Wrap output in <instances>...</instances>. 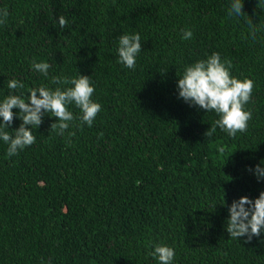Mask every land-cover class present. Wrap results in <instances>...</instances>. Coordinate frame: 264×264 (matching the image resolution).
Masks as SVG:
<instances>
[{"label": "trees", "instance_id": "1", "mask_svg": "<svg viewBox=\"0 0 264 264\" xmlns=\"http://www.w3.org/2000/svg\"><path fill=\"white\" fill-rule=\"evenodd\" d=\"M243 3L246 15L230 17V0H0V100L7 80L22 81L27 99L79 72L102 106L89 127L70 105L63 136L46 113L36 142L12 157L0 139V264H158L157 243L174 248L173 264H264V233L226 231L228 206L264 191L254 174L264 160V0ZM126 33L141 36L135 69L118 63ZM213 52L254 81L252 119L235 138L218 127L206 137L216 114L179 98L178 75ZM33 60L51 64L48 76ZM13 112L10 134L22 123Z\"/></svg>", "mask_w": 264, "mask_h": 264}, {"label": "clouds", "instance_id": "2", "mask_svg": "<svg viewBox=\"0 0 264 264\" xmlns=\"http://www.w3.org/2000/svg\"><path fill=\"white\" fill-rule=\"evenodd\" d=\"M243 0H230L228 15L230 17H244ZM7 9H0V24L7 22ZM60 28L68 26V20L61 15L58 20ZM250 31L255 33L256 24L248 19ZM193 37L191 30H183L182 39L190 40ZM141 36L139 33H126L118 37V63L129 69H135L136 58L142 51ZM31 67L44 76H48L51 64L45 61L31 62ZM232 61L223 59L217 52H213L206 59H199L184 67L182 75H178V94L185 103L205 110L207 113L214 112L218 117L209 130L206 137L210 138L217 131V127L229 137L235 138L237 133L247 131L248 123L252 119V112L246 109L251 102L254 81L245 77L239 79L231 73ZM54 84L58 85L54 90L45 86L29 89L27 99L17 92L24 88V83L17 79L7 80L10 93L0 100V139L7 145V156L18 155L19 151L33 145L36 136L34 128H39L43 117L47 113L57 118L50 126V132L63 136L68 131L72 122L76 119L69 110L70 105L80 109L79 120L89 127L93 125L102 106L92 99L95 86L91 77L77 75L69 77H54ZM66 86V87H63ZM18 109L19 119L22 121L18 129L10 132ZM31 126V127H29ZM75 133H69L74 136ZM101 136L103 133L100 134ZM223 154L224 147H218ZM249 171H253L249 168ZM254 174L258 180H264V160L257 164ZM229 218L226 223V231L231 238L239 239L247 237L251 241L253 237H260L264 233V191L260 192L255 200L243 196L234 200L228 206ZM151 256L158 260V264H173L175 257L174 248L166 243H157ZM51 264V260L47 262Z\"/></svg>", "mask_w": 264, "mask_h": 264}]
</instances>
